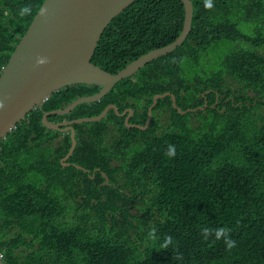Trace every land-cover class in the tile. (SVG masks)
I'll list each match as a JSON object with an SVG mask.
<instances>
[{
  "label": "trees",
  "instance_id": "trees-1",
  "mask_svg": "<svg viewBox=\"0 0 264 264\" xmlns=\"http://www.w3.org/2000/svg\"><path fill=\"white\" fill-rule=\"evenodd\" d=\"M45 1L0 0V77ZM192 2L182 46L100 101L49 120L98 116L113 104L143 127L165 93L186 114L168 96L145 131L128 130L114 110L74 125L77 147L64 167L71 134L47 129L43 113L102 90L69 85L0 142L6 264H264V0ZM25 6L31 12L20 16ZM184 18L181 0H136L109 23L93 63L117 74L173 44ZM219 228L233 247L216 239Z\"/></svg>",
  "mask_w": 264,
  "mask_h": 264
},
{
  "label": "water",
  "instance_id": "water-1",
  "mask_svg": "<svg viewBox=\"0 0 264 264\" xmlns=\"http://www.w3.org/2000/svg\"><path fill=\"white\" fill-rule=\"evenodd\" d=\"M136 0H46L40 12L23 36L16 51L0 77V142L13 132L21 120L43 103L53 92L69 85H98L102 90L95 95L80 97L62 108L45 111L42 124L49 130L70 133L72 146L62 162L68 160L77 147L74 125L103 120L111 110L124 118L128 129L145 131L152 117V109L159 99L172 97L173 105L181 113L176 97L165 93L154 97L148 108L146 124L130 125L132 110L119 112L109 105L98 116L50 121L53 114L63 115L79 105L100 101L112 92L116 84L136 75L148 64L173 53L189 35L194 14L192 0H181L185 8L182 32L173 44L152 50L127 65L117 74L110 73L93 63L102 35L109 23ZM40 61V62H38ZM196 111V110H188ZM0 264H6L0 252Z\"/></svg>",
  "mask_w": 264,
  "mask_h": 264
},
{
  "label": "clouds",
  "instance_id": "clouds-1",
  "mask_svg": "<svg viewBox=\"0 0 264 264\" xmlns=\"http://www.w3.org/2000/svg\"><path fill=\"white\" fill-rule=\"evenodd\" d=\"M206 6H211V5H210V3H208ZM30 12H31V8L28 7V6H25V7H22L19 10V15L20 16H25V15H28ZM38 62H40V61H38ZM66 133H68V132H66ZM66 133H64V134H66ZM61 134H63V133H61ZM167 154L170 155V156L171 155H174V146H171V145L169 146V150H168V153ZM68 160H66V161H64L62 163L64 165H66V166H69V164L66 163V162H68ZM203 231L205 233V238H206L207 237V234H208V229H204ZM215 235H216V239H220L221 236H223L227 247L231 248V247H233L235 245V241L228 238L226 229H224V228L217 229L216 232H215ZM170 239L171 238L169 237V240Z\"/></svg>",
  "mask_w": 264,
  "mask_h": 264
},
{
  "label": "flooded vegetation",
  "instance_id": "flooded-vegetation-1",
  "mask_svg": "<svg viewBox=\"0 0 264 264\" xmlns=\"http://www.w3.org/2000/svg\"><path fill=\"white\" fill-rule=\"evenodd\" d=\"M62 120H64V119H62ZM62 120H58V121H62ZM59 141H60V138H59L58 140L54 141V142H55L56 144H58Z\"/></svg>",
  "mask_w": 264,
  "mask_h": 264
},
{
  "label": "rangeland",
  "instance_id": "rangeland-1",
  "mask_svg": "<svg viewBox=\"0 0 264 264\" xmlns=\"http://www.w3.org/2000/svg\"><path fill=\"white\" fill-rule=\"evenodd\" d=\"M223 52H225V51H223ZM180 112V111H179ZM180 114H181V112H180ZM182 115H184V114H182ZM164 118L163 119H165L166 117L164 116V115H162ZM174 121H176V120H174ZM64 167H66V165H64Z\"/></svg>",
  "mask_w": 264,
  "mask_h": 264
}]
</instances>
